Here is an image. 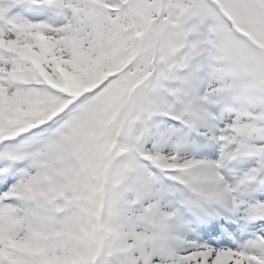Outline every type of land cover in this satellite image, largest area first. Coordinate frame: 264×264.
Masks as SVG:
<instances>
[{
  "label": "snow or ice",
  "instance_id": "1",
  "mask_svg": "<svg viewBox=\"0 0 264 264\" xmlns=\"http://www.w3.org/2000/svg\"><path fill=\"white\" fill-rule=\"evenodd\" d=\"M0 264H264V0H0Z\"/></svg>",
  "mask_w": 264,
  "mask_h": 264
}]
</instances>
